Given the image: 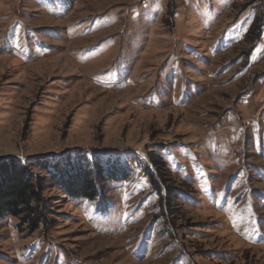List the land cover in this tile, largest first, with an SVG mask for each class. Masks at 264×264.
I'll use <instances>...</instances> for the list:
<instances>
[{
	"label": "rangeland",
	"instance_id": "374dc122",
	"mask_svg": "<svg viewBox=\"0 0 264 264\" xmlns=\"http://www.w3.org/2000/svg\"><path fill=\"white\" fill-rule=\"evenodd\" d=\"M71 153L128 176L31 166L47 225L0 216V264H264V0H0V160Z\"/></svg>",
	"mask_w": 264,
	"mask_h": 264
},
{
	"label": "trees",
	"instance_id": "16d2710c",
	"mask_svg": "<svg viewBox=\"0 0 264 264\" xmlns=\"http://www.w3.org/2000/svg\"><path fill=\"white\" fill-rule=\"evenodd\" d=\"M116 162L101 160L98 155L86 159L84 153L79 158L71 153L66 158L50 157L37 162L0 160V216L16 218L19 228L25 226L30 233L47 225L41 208V179L30 171L33 165L45 170L68 197L93 201L98 196L99 182L127 178L128 171ZM166 191L169 188L158 187L160 196Z\"/></svg>",
	"mask_w": 264,
	"mask_h": 264
}]
</instances>
